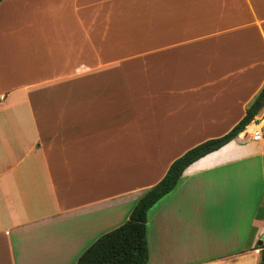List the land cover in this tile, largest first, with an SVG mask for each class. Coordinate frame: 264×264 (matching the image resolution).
Wrapping results in <instances>:
<instances>
[{
	"label": "crops",
	"instance_id": "0c3cea01",
	"mask_svg": "<svg viewBox=\"0 0 264 264\" xmlns=\"http://www.w3.org/2000/svg\"><path fill=\"white\" fill-rule=\"evenodd\" d=\"M263 84L264 0H1L0 264H75ZM255 118L148 209L146 264H258Z\"/></svg>",
	"mask_w": 264,
	"mask_h": 264
},
{
	"label": "trees",
	"instance_id": "16d2710c",
	"mask_svg": "<svg viewBox=\"0 0 264 264\" xmlns=\"http://www.w3.org/2000/svg\"><path fill=\"white\" fill-rule=\"evenodd\" d=\"M263 106L264 84L246 107L242 118L229 131L219 137L200 142L175 158L160 180L138 198L129 217L119 226L95 239L79 255L75 264H146L148 260L146 237L148 209L176 186L180 175L189 164L236 137ZM259 216L264 219V205ZM260 248L258 264H264V244Z\"/></svg>",
	"mask_w": 264,
	"mask_h": 264
},
{
	"label": "built area",
	"instance_id": "2783aa9c",
	"mask_svg": "<svg viewBox=\"0 0 264 264\" xmlns=\"http://www.w3.org/2000/svg\"><path fill=\"white\" fill-rule=\"evenodd\" d=\"M260 121H261V119H258V118L256 119L255 117H254V119L251 121L252 124H255V125L257 126V129L254 130L253 132H251V133H252V137H253L254 139H258V138L262 137V130H261L260 127H259V123H260Z\"/></svg>",
	"mask_w": 264,
	"mask_h": 264
},
{
	"label": "water",
	"instance_id": "95a60500",
	"mask_svg": "<svg viewBox=\"0 0 264 264\" xmlns=\"http://www.w3.org/2000/svg\"><path fill=\"white\" fill-rule=\"evenodd\" d=\"M258 244H260V245L264 244V233L261 235V237L258 241Z\"/></svg>",
	"mask_w": 264,
	"mask_h": 264
}]
</instances>
